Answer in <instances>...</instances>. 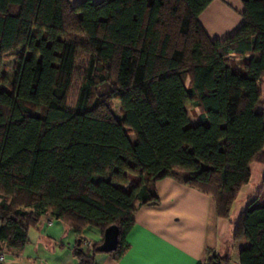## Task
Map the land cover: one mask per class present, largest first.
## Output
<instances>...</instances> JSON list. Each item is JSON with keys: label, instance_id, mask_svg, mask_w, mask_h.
Returning a JSON list of instances; mask_svg holds the SVG:
<instances>
[{"label": "trees", "instance_id": "16d2710c", "mask_svg": "<svg viewBox=\"0 0 264 264\" xmlns=\"http://www.w3.org/2000/svg\"><path fill=\"white\" fill-rule=\"evenodd\" d=\"M210 1L0 0L1 252L53 216L77 233L76 264L93 262L84 228L116 225L117 259L171 176L212 197L245 240L239 264H264L262 189L230 218L264 163V0H241L244 21L223 39L198 19ZM203 264L230 253L206 248Z\"/></svg>", "mask_w": 264, "mask_h": 264}, {"label": "crops", "instance_id": "0c3cea01", "mask_svg": "<svg viewBox=\"0 0 264 264\" xmlns=\"http://www.w3.org/2000/svg\"><path fill=\"white\" fill-rule=\"evenodd\" d=\"M81 0H69L76 4ZM94 2L100 0H92ZM241 0H211L198 19L212 39L233 34L244 21ZM157 204L140 205L125 240L127 249L113 258L107 252L94 251L93 244L103 240L94 226L83 229L90 242L84 252L91 254L92 264H203L205 249L230 253L223 246L227 220L217 215L212 197L176 177L166 176L155 182ZM264 196V189L260 194ZM74 229L53 216H45L36 227L29 228L27 242L17 250L5 251L7 264H76ZM237 252L245 244L240 240ZM230 253L231 262L238 254Z\"/></svg>", "mask_w": 264, "mask_h": 264}, {"label": "rangeland", "instance_id": "374dc122", "mask_svg": "<svg viewBox=\"0 0 264 264\" xmlns=\"http://www.w3.org/2000/svg\"><path fill=\"white\" fill-rule=\"evenodd\" d=\"M186 20H187V13L184 17L183 20V26H185L186 24ZM176 55L180 54L179 50L175 51ZM260 86L262 89V98L264 99V75L262 76L261 80H260ZM103 89H107V86H103L101 88ZM186 108L189 114V120L192 124H196L199 121V118L197 116H195L193 113L192 106L187 103L186 104ZM197 112V110H196ZM130 139H134L135 138V134L134 132H131L128 134ZM263 176H264V163L262 162H254L251 165V177L249 179V181L244 184V186L242 187V189L240 190L238 196L236 197V199L234 200L231 210H230V218L231 219H235L241 210L245 209L249 202L254 199L258 192L262 189H264V184H263ZM227 220V219H226ZM228 222V226H227V231L225 233H223V246H224V250L225 249H230V253L234 254V257L238 254L237 252V247L240 244V242H233L231 239V228H232V223L227 220ZM233 264H236L235 262H233Z\"/></svg>", "mask_w": 264, "mask_h": 264}, {"label": "water", "instance_id": "95a60500", "mask_svg": "<svg viewBox=\"0 0 264 264\" xmlns=\"http://www.w3.org/2000/svg\"><path fill=\"white\" fill-rule=\"evenodd\" d=\"M118 243V227L114 224L106 227L103 233V240L100 249L109 252L116 248Z\"/></svg>", "mask_w": 264, "mask_h": 264}, {"label": "built area", "instance_id": "2783aa9c", "mask_svg": "<svg viewBox=\"0 0 264 264\" xmlns=\"http://www.w3.org/2000/svg\"><path fill=\"white\" fill-rule=\"evenodd\" d=\"M89 244H90V242L88 240H84V245H89ZM0 261L7 262L5 253H3L1 251H0Z\"/></svg>", "mask_w": 264, "mask_h": 264}]
</instances>
